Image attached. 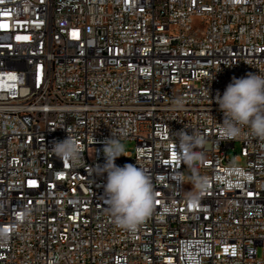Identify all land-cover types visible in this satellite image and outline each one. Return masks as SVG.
Wrapping results in <instances>:
<instances>
[{"label":"built area","instance_id":"1","mask_svg":"<svg viewBox=\"0 0 264 264\" xmlns=\"http://www.w3.org/2000/svg\"><path fill=\"white\" fill-rule=\"evenodd\" d=\"M249 73L264 74V0H0V264H264V139L223 138L215 103ZM181 131L206 138L195 200ZM67 135L75 173L52 151ZM112 136L156 192L135 231L96 168Z\"/></svg>","mask_w":264,"mask_h":264},{"label":"clouds","instance_id":"2","mask_svg":"<svg viewBox=\"0 0 264 264\" xmlns=\"http://www.w3.org/2000/svg\"><path fill=\"white\" fill-rule=\"evenodd\" d=\"M215 103L223 113L220 132L228 140L242 138L247 128L251 135L264 139V74L249 73L244 77H233L221 96L216 94ZM121 134H125L121 130ZM206 138L202 134L179 133V146L182 159L193 171L191 177L193 191L189 194L195 200L206 184L204 177L198 175L196 165L202 162L204 154L196 151ZM53 153L72 167L82 164L79 144L69 135L52 145ZM105 163L96 168L101 176L106 174L104 194L108 211L114 222L128 231L136 228L148 218L154 209L156 192L147 172L137 164L126 163L122 167L115 161L124 156V145L112 136L103 145ZM183 182V176L174 177Z\"/></svg>","mask_w":264,"mask_h":264},{"label":"rangeland","instance_id":"3","mask_svg":"<svg viewBox=\"0 0 264 264\" xmlns=\"http://www.w3.org/2000/svg\"><path fill=\"white\" fill-rule=\"evenodd\" d=\"M120 142L124 145V153L125 152H135L136 144L132 140H120ZM241 153V144L236 143L234 149H229L228 154L231 158L234 157L235 154ZM245 159L242 158V161L240 163H244ZM184 178L186 180V193H191L193 191V184L191 182V177L194 175L193 171L186 165L184 167Z\"/></svg>","mask_w":264,"mask_h":264},{"label":"bare ground","instance_id":"4","mask_svg":"<svg viewBox=\"0 0 264 264\" xmlns=\"http://www.w3.org/2000/svg\"><path fill=\"white\" fill-rule=\"evenodd\" d=\"M197 34H204V19H195L189 22V32H196ZM77 172V167L68 165V173ZM78 187H86V180H78Z\"/></svg>","mask_w":264,"mask_h":264}]
</instances>
